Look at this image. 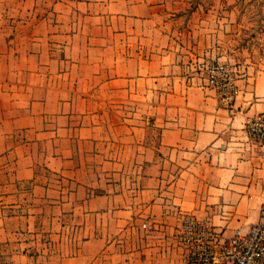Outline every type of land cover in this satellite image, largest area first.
Here are the masks:
<instances>
[{
	"label": "crops",
	"instance_id": "0c3cea01",
	"mask_svg": "<svg viewBox=\"0 0 264 264\" xmlns=\"http://www.w3.org/2000/svg\"><path fill=\"white\" fill-rule=\"evenodd\" d=\"M241 26L223 2L0 0V264L8 216L77 232L26 264H184V216L247 230L264 201V142L244 126L264 110V42ZM213 60L233 64V115Z\"/></svg>",
	"mask_w": 264,
	"mask_h": 264
},
{
	"label": "built area",
	"instance_id": "2783aa9c",
	"mask_svg": "<svg viewBox=\"0 0 264 264\" xmlns=\"http://www.w3.org/2000/svg\"><path fill=\"white\" fill-rule=\"evenodd\" d=\"M261 70L264 73V62ZM205 74L207 84L216 91L219 105L229 115L235 114V99L241 88L231 63L210 61L205 65ZM244 126L255 142H264V110L246 117ZM175 238L184 247V264H264V201L260 216L247 230L236 228L231 235L224 236L206 221L184 216Z\"/></svg>",
	"mask_w": 264,
	"mask_h": 264
},
{
	"label": "rangeland",
	"instance_id": "374dc122",
	"mask_svg": "<svg viewBox=\"0 0 264 264\" xmlns=\"http://www.w3.org/2000/svg\"><path fill=\"white\" fill-rule=\"evenodd\" d=\"M197 2L202 3L204 6L220 2H223L226 6H234L238 10L239 19L242 23L241 28L245 32L244 37L250 38L251 32H253V36L261 35L262 38L259 39L256 37L252 40V43L264 42V0H197ZM263 62L264 57L261 65ZM231 65L233 67L232 63ZM59 220L61 221V219ZM47 221L48 217L43 212H38L37 216H8L6 224L9 227H13V225L20 227V224L21 226H31L30 228L29 226L25 227L20 232H17L19 227L14 228L16 231L8 234L10 241L16 242L17 244H14L10 249L8 247L6 248V250H11V254H7L9 257H7L6 264H26L31 259L30 253H36L40 259L39 261L43 262V256L47 254V251L53 253L55 256H61L69 250L61 247V241L77 238V232L65 228L63 231H56L54 235H51L47 229ZM143 222H146L147 225L143 226ZM141 226L143 229H149L151 225L149 221L143 220ZM176 230L174 232V238ZM51 240L55 242L54 245L49 243Z\"/></svg>",
	"mask_w": 264,
	"mask_h": 264
}]
</instances>
